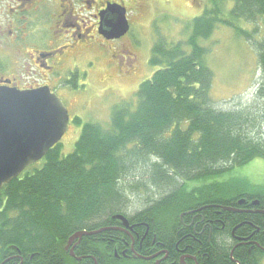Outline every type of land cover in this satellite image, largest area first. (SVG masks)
<instances>
[{
	"label": "trees",
	"instance_id": "1",
	"mask_svg": "<svg viewBox=\"0 0 264 264\" xmlns=\"http://www.w3.org/2000/svg\"><path fill=\"white\" fill-rule=\"evenodd\" d=\"M221 27L251 46L264 76V0H207L202 15L187 27L186 43L160 39L154 44L149 65L156 72L135 99L112 108L108 125L76 117L82 131L71 154L63 156L57 144L0 191V264L22 259L24 264H78L64 251L69 238L121 226L117 215L142 224L147 242L156 240L174 264L181 256L176 244L180 250L185 246L183 228L197 234L188 245L199 264H262L264 252L249 254L245 246L231 259L228 240L244 216L223 209L246 199L258 200L264 210V184L251 183L241 171L264 161V85L254 106H214V75L205 61L210 51L202 42ZM160 187L166 189L161 198L149 196L146 207L133 215L124 211L131 194ZM192 211L201 215L194 222ZM247 220L260 225L264 216ZM120 236L125 237L110 230L83 237L75 254L90 255L98 264H150L115 260ZM93 258L83 263L95 264Z\"/></svg>",
	"mask_w": 264,
	"mask_h": 264
},
{
	"label": "flooded vegetation",
	"instance_id": "2",
	"mask_svg": "<svg viewBox=\"0 0 264 264\" xmlns=\"http://www.w3.org/2000/svg\"><path fill=\"white\" fill-rule=\"evenodd\" d=\"M170 8L168 0H0V89L48 90L63 101L69 112L71 106L79 104L81 94L98 89L95 85L103 92L112 91L121 78L132 77L139 67V51L144 52L141 33L136 27L159 26L160 20L167 24ZM123 19L129 26L127 34L110 38L114 35L110 26H119ZM150 58L151 55L148 64ZM73 120L70 117V122ZM259 206L258 200L248 203L242 199L228 210L222 208L230 214L244 216L228 240L231 259L239 247H248L249 254L254 249L264 252V222L253 225L247 220L249 216H264ZM190 213L193 222L201 217L195 215L196 211ZM121 224L111 230L125 236L118 237V244L112 248L115 260L174 264L156 240L147 242L148 232H140L142 224L129 221L131 228ZM184 227L187 230L186 223ZM187 232L183 228L181 233L180 244L185 242L184 248L180 250L179 243L176 244L181 255L179 264L189 261L199 264L198 258L189 254H194V249L188 245L192 235L197 234ZM80 245L76 241L64 251L78 264H87L83 261L93 257L87 254L77 257L75 249ZM32 259L33 256L29 261ZM20 263L24 264L23 259Z\"/></svg>",
	"mask_w": 264,
	"mask_h": 264
},
{
	"label": "rangeland",
	"instance_id": "3",
	"mask_svg": "<svg viewBox=\"0 0 264 264\" xmlns=\"http://www.w3.org/2000/svg\"><path fill=\"white\" fill-rule=\"evenodd\" d=\"M168 1L171 3V8L167 24L160 20L159 26L136 27L141 33L140 40L144 49L142 53L139 51L141 59L137 69L138 73L135 71L134 76L121 78V83L115 82L112 91L103 92V89L95 85L98 88L95 92H84L85 94L80 95L79 104L71 106L70 117L73 119L77 117L83 123L108 125L112 108L124 101L135 99L140 85L156 72L157 69L151 68L147 62L152 55L154 44L160 39H165L173 44L186 43L189 37L187 27L195 18L202 15L207 0ZM202 45L210 51L205 61L214 75L211 89L214 106L229 110L237 108V106L248 107L259 103L255 98L258 90L264 85V76L258 69L257 55L251 46L245 40L237 37L232 30L224 27L218 28L208 40L202 42ZM81 131L82 128L78 127L74 120L70 122L69 130L60 142L63 156L74 151ZM241 171L248 173L251 183L264 184V161H254L251 165L242 168ZM162 188L150 189L148 192L141 190L131 194L130 203L124 211L128 215H133L143 210L149 196L152 200H158L164 195L166 189Z\"/></svg>",
	"mask_w": 264,
	"mask_h": 264
},
{
	"label": "water",
	"instance_id": "4",
	"mask_svg": "<svg viewBox=\"0 0 264 264\" xmlns=\"http://www.w3.org/2000/svg\"><path fill=\"white\" fill-rule=\"evenodd\" d=\"M110 27L114 34L110 38L123 37L129 31L125 19L119 26ZM69 123L67 107L48 90L18 92L0 89V191L27 168L43 160L61 142L69 130ZM114 218L125 228H131L125 216ZM107 230L113 229L77 232L69 238L66 249L73 247L76 241L79 244L83 237ZM71 255L74 256L73 249Z\"/></svg>",
	"mask_w": 264,
	"mask_h": 264
}]
</instances>
